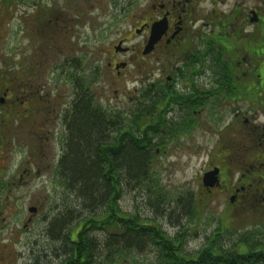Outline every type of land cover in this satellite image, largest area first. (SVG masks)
<instances>
[{
	"label": "flooded vegetation",
	"instance_id": "1",
	"mask_svg": "<svg viewBox=\"0 0 264 264\" xmlns=\"http://www.w3.org/2000/svg\"><path fill=\"white\" fill-rule=\"evenodd\" d=\"M43 2L11 1V11L14 5L17 8L11 20L20 23L27 24L24 14L32 15L19 6L30 4L34 14L43 9L27 20L40 21L36 26L39 43L32 44L29 36L24 43L17 42L19 28L10 22L15 30L8 35L6 59L11 62L8 78L0 82V183L6 162L2 149L10 146L6 141L23 134L30 145L8 179L20 183L24 174L46 178L51 168L48 179L59 186L64 182L75 185L65 172V163L71 152V132L83 106L104 123L112 145L117 141L119 147L124 146L127 135L150 136L157 155L167 148L170 136L191 135L206 127L207 104L220 109L222 121L230 119L227 128H233L238 116L222 114L224 108L237 104L245 84L256 79L264 88V0H113L114 18L99 30L102 37H118L115 44L101 50L103 66L96 68L92 55L78 58L76 46L70 50L69 46L65 49V41L50 42L56 38L51 35L72 34L71 20L58 8L78 9V1L62 0L49 8ZM77 13L83 23L84 13ZM121 21L131 22L130 30L119 27ZM87 25L94 32L92 24ZM34 30L26 28L25 34ZM19 51L22 55L14 62ZM95 69L103 70L110 87L117 89L125 81L122 76L129 73L134 96L127 98L128 103H117V113L107 103L96 106L101 112H94ZM33 137L40 139L37 145ZM245 190L246 186H238L235 197L246 196Z\"/></svg>",
	"mask_w": 264,
	"mask_h": 264
},
{
	"label": "rangeland",
	"instance_id": "2",
	"mask_svg": "<svg viewBox=\"0 0 264 264\" xmlns=\"http://www.w3.org/2000/svg\"><path fill=\"white\" fill-rule=\"evenodd\" d=\"M11 1L0 0V82L2 83L8 78V66L10 67L11 62L6 59V55L11 42L8 37L9 32L15 30L12 24L17 23L19 28L17 42L24 43L25 37L29 36L32 44L39 43L36 26L40 21L36 19L28 22L27 20L34 18L36 13L43 9L41 6L34 14L35 9L30 4H27L26 8L23 5L19 6L27 14L32 15L24 14L27 22L24 24L11 20L17 10L14 5L11 11ZM58 1L62 0H44L42 5L49 8ZM77 1L78 9L84 13L83 23H80L79 13H77L79 10L75 8L76 6L68 8L66 5H61L58 10L71 20L69 22L70 26H73L72 34L64 35L61 32L51 35L50 38L52 36L56 38H51L50 42H58V39L65 41V49L69 46L71 50L76 46L78 58L92 55L93 66L95 68L103 66L102 57L100 59L101 50L108 49V46L116 42L118 37L115 34L102 37L99 30L104 29L105 23H109L111 18H114L113 0ZM134 11L132 9L131 13L134 14ZM11 21L12 24H10ZM87 22L92 24L94 32L88 29ZM119 27L130 30L132 23L121 21ZM26 28L29 30L35 28L34 33L26 35ZM54 29L56 30L55 27ZM21 55L19 51L13 61L17 62ZM107 74L111 78V74ZM127 76L129 73L122 76L125 77V81L118 87V91L117 88L110 87L109 79L106 78L103 70L97 72L95 69L93 72L94 105L101 108L107 103L114 108L115 112H118L117 103H128L127 98L134 96V86L130 84ZM259 86L260 81L256 79L252 84H245L241 92L243 99L238 98L237 104L234 103L236 105L230 109L225 107L222 111V114L231 113L232 117L237 114L238 121L233 128H227L230 119L228 122L227 119L222 121L220 109L216 111L213 109L214 105L208 107L207 104L204 114L206 127L191 135L174 136L167 143V148L152 157L154 159L151 167L152 176L148 182H130L129 184L124 169H121L123 171L122 175L119 174L121 194L118 193V197L112 195L119 211L160 227L172 240L181 242L179 246L183 256L187 258L196 257L209 244L210 239H215L216 245L226 251H233L239 242H245L251 246L256 244L263 249L264 104H262L263 96H259L260 90H257ZM116 92L118 93L115 94ZM39 141V138L33 137L34 145H37ZM6 144L10 146L2 149L6 162L1 170L2 173L4 172L3 183H0V264H63L68 260L66 255L70 258V253L77 252L75 248L73 251V246L66 239L63 242V239L77 230H72L76 228L73 227L68 228V232H60L56 226L50 229V222L61 213L69 214L68 209H64L69 206L75 205L73 211L80 212L83 216L88 214L82 211L84 202L79 198L80 188L74 185L73 199L67 196L59 199L56 196V189L59 187L53 180L47 178L51 168L47 169L49 172L46 173V178L36 174L32 175L33 177L29 175L31 178L24 174V179L20 183L11 181V184H6L8 177L14 173L18 163L24 157V150L30 145L23 134H19L12 142L6 141ZM16 144L18 146H15ZM14 147L20 151L13 153ZM52 149L57 156L58 149L56 150L55 143ZM229 155L234 156L238 167L231 165L228 168L224 165L225 160L233 163L229 160ZM211 163L221 168L218 174L219 178L221 176V186L218 187L210 181L213 183L211 188L216 189L214 193H209L202 182L206 171H211ZM251 164L256 167L247 173L250 179L246 182V176L239 171L247 169ZM21 170L22 168L19 171ZM242 185H246L245 198H239V201L232 203L231 198L237 196L235 189ZM30 207H37L39 211L35 214L30 213ZM99 212L103 210L99 209L98 215ZM29 218L31 221H28ZM112 231H90L88 236L96 240L103 250L112 240L110 235ZM232 231L240 233L235 234ZM215 234L220 237L214 238ZM52 235L54 237L58 235L59 239L52 240ZM71 238L74 240V236ZM131 251L129 252L131 255H126L127 258L124 259L128 262L123 264H154L155 260H159L156 248L150 245L142 249L134 248ZM100 260H103L102 254Z\"/></svg>",
	"mask_w": 264,
	"mask_h": 264
},
{
	"label": "trees",
	"instance_id": "3",
	"mask_svg": "<svg viewBox=\"0 0 264 264\" xmlns=\"http://www.w3.org/2000/svg\"><path fill=\"white\" fill-rule=\"evenodd\" d=\"M111 141V134L105 131L104 123L92 116L87 106L79 109L75 128L71 132V152L65 163V172L80 188L79 198L84 202L82 211L88 214L83 216L80 212L73 211L75 206H69L66 207L69 214L66 213L64 218H56L51 223L60 232L75 221L83 226L75 243L70 236L66 238L73 246V251L75 248L77 252L70 253V259L65 264H123L128 262L124 259L127 258L126 255H131V250L148 245L156 248L159 254V260H155V264H264V247L262 249L256 244L251 246L239 242L233 251H226L216 245L215 239H210L209 244L196 257H184L180 241L172 240L158 226L119 211L112 198V195L118 197V193L121 194L119 172L124 169L129 184L148 182L152 176L153 152L149 150L146 137L137 139L127 136L122 147L118 146L117 141L112 145L109 143ZM107 145L108 148L105 149ZM249 179L246 176L245 181ZM99 209L103 212L98 215ZM111 230L112 240L103 250L96 240L88 236L90 231ZM215 237L220 236L215 234ZM244 237L245 234L242 235L243 239ZM101 254L103 260H100Z\"/></svg>",
	"mask_w": 264,
	"mask_h": 264
},
{
	"label": "water",
	"instance_id": "4",
	"mask_svg": "<svg viewBox=\"0 0 264 264\" xmlns=\"http://www.w3.org/2000/svg\"><path fill=\"white\" fill-rule=\"evenodd\" d=\"M218 174H219V170L215 169L212 172L206 173L203 179L204 185L206 187H212L213 183L217 184L218 183ZM212 181V182H210Z\"/></svg>",
	"mask_w": 264,
	"mask_h": 264
},
{
	"label": "bare ground",
	"instance_id": "5",
	"mask_svg": "<svg viewBox=\"0 0 264 264\" xmlns=\"http://www.w3.org/2000/svg\"><path fill=\"white\" fill-rule=\"evenodd\" d=\"M1 181H2V179H1ZM6 184H11V180L8 179L7 182H6Z\"/></svg>",
	"mask_w": 264,
	"mask_h": 264
}]
</instances>
